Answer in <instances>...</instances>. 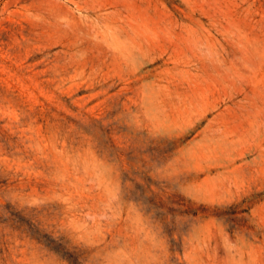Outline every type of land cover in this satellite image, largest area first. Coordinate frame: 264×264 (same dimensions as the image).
I'll return each mask as SVG.
<instances>
[{"label": "rangeland", "instance_id": "obj_1", "mask_svg": "<svg viewBox=\"0 0 264 264\" xmlns=\"http://www.w3.org/2000/svg\"><path fill=\"white\" fill-rule=\"evenodd\" d=\"M0 264H264V0H0Z\"/></svg>", "mask_w": 264, "mask_h": 264}]
</instances>
